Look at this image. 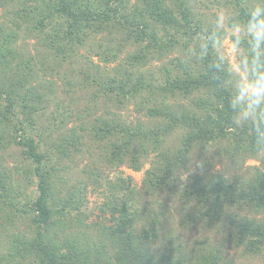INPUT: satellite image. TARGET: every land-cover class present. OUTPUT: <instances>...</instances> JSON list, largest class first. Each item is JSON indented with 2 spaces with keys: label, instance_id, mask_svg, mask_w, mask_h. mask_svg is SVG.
<instances>
[{
  "label": "trees",
  "instance_id": "16d2710c",
  "mask_svg": "<svg viewBox=\"0 0 264 264\" xmlns=\"http://www.w3.org/2000/svg\"><path fill=\"white\" fill-rule=\"evenodd\" d=\"M139 1L141 4L130 6V0H96L93 4L90 0H25L21 3L23 6L19 12L20 17L36 22L39 27H51L53 37L66 39L69 44L77 39L78 44L82 45L90 36L105 32L110 34L109 24L114 23L123 31L125 40H131L140 49L131 58L134 64L144 66L154 61L150 57L152 52L162 55L166 51V56L180 53L177 57H169L170 67H162L160 77L152 74L150 79H146L140 75L133 82L126 73L127 80L124 83H116L115 78L108 79V93H115L119 103L126 102L127 105L137 107L139 113H144L149 125L141 123L136 127H129L116 119H112V123L100 122L93 131L96 132L95 138L107 148L106 155L102 157L105 163L116 169L128 165L134 172H141V157L147 160L153 152V169L145 171L143 181L144 186L151 190L167 184L178 186L176 180L182 178L181 172L192 170V155L197 148L202 149L201 158L218 145L220 152L234 162L241 156L258 159L262 152L257 153L255 150L250 127H237L232 122V113L227 106L228 93L219 87L220 77L209 69V59H189L187 56L188 49L195 47L199 34L208 27L200 12L196 14L190 0ZM247 1L231 0L230 6L233 11L243 15L250 6L245 4ZM100 7L103 9L100 10ZM121 8L124 13L119 17ZM157 26L161 27V37ZM9 38L10 35L7 39ZM14 95L16 92L13 89L6 91L0 87V97L7 102L6 112L2 113V132H7L6 129L13 123L7 115L15 116L12 111L17 105ZM18 98L23 101V106H20L28 108L25 95ZM170 99L188 101V106L178 105L175 111L174 106L167 102ZM28 101L29 99L27 103ZM13 126H16V135H8L9 139L11 143L25 149L22 155L30 162L29 165L38 178L40 193L28 209L18 206L16 200L20 196L13 187L7 185L4 177L6 174L0 168V224L6 226L8 222L14 226L13 217L7 213L8 210H13L15 218L23 219L27 215L32 217L37 229H32L30 233L34 232V235L29 237L26 234L15 235L11 250L8 249L0 260H8L9 264H180L170 257L161 258L160 263L153 259L149 246L142 243V239H153L155 227L143 229L139 234L135 229L138 217L142 214L137 208L133 210L128 203L132 193L129 192L127 199L118 203L121 194L115 187H112L114 192H110V195L116 203L111 207V213L119 214L115 219L117 228H100H108L110 232H103L102 238L97 241L91 235L84 234L88 236L83 241L86 245L78 238H71L64 233L63 238L56 236V232L54 236L48 234L53 227L67 228L64 221L53 219L54 214L49 204V199L56 195L52 179V173L56 171L55 165H52L55 157L48 148L42 150L40 142L27 137L25 129L19 128L17 123H13ZM20 131L24 135L18 140ZM174 133L178 134L176 140L172 145L167 144V139ZM117 134L121 135L120 143L110 141ZM3 137L4 135L0 137V144ZM54 146L58 148L56 154L59 160L68 156L71 146L79 155L84 152L81 151L83 145L79 141L64 140L63 144ZM130 147L134 150L127 163ZM261 165L260 168H251L253 174L249 179L237 176L234 180H229L221 174L211 173V164L204 160L202 169L197 173L190 171L187 180L180 184L185 192L197 199L200 213L209 220L223 217L225 206L258 212L264 209V156L261 158ZM90 175L94 180L95 177H101L94 175V172ZM120 181L123 184L119 189H126V192L130 187L125 184L124 179ZM109 185H112L111 179ZM71 199L72 195L65 205L72 204L71 210L79 208L82 202L72 203ZM62 213L67 217L64 208ZM240 218L237 211L226 217V222L234 229L231 232L233 242L237 246L244 245L248 253L264 256V218L259 221ZM117 234L119 241L112 242L111 239ZM136 240L141 241L139 246ZM212 259L213 264L218 263L216 256Z\"/></svg>",
  "mask_w": 264,
  "mask_h": 264
},
{
  "label": "rangeland",
  "instance_id": "374dc122",
  "mask_svg": "<svg viewBox=\"0 0 264 264\" xmlns=\"http://www.w3.org/2000/svg\"><path fill=\"white\" fill-rule=\"evenodd\" d=\"M24 1L0 0V87L16 92L14 99L17 105L12 110L15 116L8 114L7 117L17 123L19 128L25 129L27 137L40 142L42 150L48 148L55 157L52 165H55L56 171L52 173V179L56 195L49 199V204L54 214L53 219L64 221L67 228L53 227L48 234L54 236L56 232L55 235H60L61 238L66 234L82 242L91 235L97 241L102 238L103 232H110L108 228H100H117L115 219L119 214L111 213V207L116 203L110 195V192H114L112 187H115L121 194L118 203L126 200V195L131 192L128 203L132 205L133 210L137 208L142 214L138 217L135 230L140 234L143 229L155 227L153 239H142V243L149 246L152 257L157 262L160 263L161 258L170 257L172 261L180 264H213L212 257L216 256L217 264H264V256L248 253L244 245L237 246L233 242L231 232L234 229L226 222L227 215L236 211L242 220H262L264 209L256 212L225 206L224 216L212 221L202 216L197 199L185 192L180 184L187 180L190 171L197 173L201 170L204 160L211 164V173L221 174L229 180H234L237 176L249 179L253 174L251 168L262 166L261 158L264 152L258 159H246L241 156L234 162L220 152L218 145L208 150L202 158V149L197 148L192 155V170L181 172L182 178L176 180L178 186L167 184L151 190L144 186L143 181L145 171L153 169V152L147 160L141 157V172H134L128 165L116 169L102 159L107 148L95 138L96 132L93 131L100 122L112 123V119H116L129 127H136L141 123L149 125L144 113H139L137 107L133 104L127 105L126 102L119 103L115 93H108V79L115 78L116 83H124L127 80L126 73L131 76L133 82L140 75L146 79H150L152 74L160 77L162 67H170L169 57H177L180 53L166 56V51L162 55L152 52L150 57H153L154 61L144 66L134 64L131 58L138 54L140 49L133 45L131 40H125L123 31L114 23L109 24L113 35L105 32L90 36L82 45L78 44L77 39L69 44L66 39L53 37L51 27L42 28L37 26L36 22L20 17L19 12L23 6L21 3ZM95 1L90 0L91 4ZM190 1L196 14L200 12L207 26L218 8L226 7L233 11L231 0ZM252 2L255 0H248L245 4L251 5ZM128 3L130 6L141 4L139 0H130ZM95 8L97 9V5ZM102 9L100 7V10ZM123 13L124 9L121 8L119 17ZM158 29L161 37V27ZM9 35L10 38L7 39ZM22 95L26 98V109L22 107L23 101L18 98ZM1 98L3 97H0V130L3 128L2 113L6 112L7 106L5 99ZM167 102L174 106L175 111L178 105L188 106V101L182 99H170ZM13 123L6 127L9 133L2 130L0 132V137L4 135L0 144V168L3 174H6L4 177L7 179V185L13 187L15 193L20 196L16 200L17 205L28 209L40 193L38 178L34 175L30 162L22 155L25 149L11 143L9 139L8 135H16V126H13ZM18 134L20 140L24 133L20 131ZM177 135L174 133L167 139V144L172 145ZM120 138L121 135L117 134L110 141L120 143ZM64 140L79 141L83 145V155L77 154L71 146L68 156L59 160L56 154L58 148L54 145L63 144ZM135 145L136 143L133 144ZM129 150L127 163L134 148L130 147ZM93 172L101 177L94 176L95 180L90 178ZM110 179L112 185H109ZM121 179L130 187L127 193L126 189H119L123 184ZM71 195L70 202H82L79 208L71 210L72 204L65 205ZM63 208L67 217L63 216ZM7 213L13 217L12 221L15 223L14 226L8 222L6 226L0 224L1 259L10 249L15 235L26 234L29 237L34 235V232L30 233L31 230L37 229L29 215L23 216L22 219L15 218L13 210H8ZM118 236L117 234L111 241H119ZM136 243L139 246L141 241L136 240ZM1 261L0 264H9L8 260Z\"/></svg>",
  "mask_w": 264,
  "mask_h": 264
},
{
  "label": "clouds",
  "instance_id": "9594fccd",
  "mask_svg": "<svg viewBox=\"0 0 264 264\" xmlns=\"http://www.w3.org/2000/svg\"><path fill=\"white\" fill-rule=\"evenodd\" d=\"M187 56L209 59L219 87L228 93L233 124L249 126L256 152H264V0L243 15L218 8Z\"/></svg>",
  "mask_w": 264,
  "mask_h": 264
}]
</instances>
